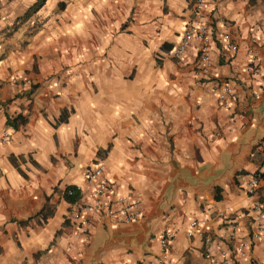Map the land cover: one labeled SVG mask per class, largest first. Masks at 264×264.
<instances>
[{"label": "crops", "instance_id": "obj_1", "mask_svg": "<svg viewBox=\"0 0 264 264\" xmlns=\"http://www.w3.org/2000/svg\"><path fill=\"white\" fill-rule=\"evenodd\" d=\"M35 1L0 0V139L9 135L0 143V264H216L218 240L237 264H258L264 235L243 257L233 247L264 227V0H203L212 36L237 43L230 58L218 43L209 54L211 80L230 84L233 110L245 111L234 122L192 76L196 43L170 55L192 0H46L33 35L24 36L29 20L5 36ZM18 114L25 125H5ZM97 160L117 192L140 200L141 216H89L95 228L83 240L62 192L86 191L82 170ZM255 173L263 177L249 195ZM200 219L214 239L207 251L185 234ZM162 231L172 239L161 262Z\"/></svg>", "mask_w": 264, "mask_h": 264}, {"label": "built area", "instance_id": "obj_2", "mask_svg": "<svg viewBox=\"0 0 264 264\" xmlns=\"http://www.w3.org/2000/svg\"><path fill=\"white\" fill-rule=\"evenodd\" d=\"M203 9V0L191 1L189 19L183 27L177 44L170 50V55L174 59L181 58L191 48L193 42H195V57L191 69L193 78L199 83H205L210 86L209 92L219 107L229 111L230 122H234L239 118L244 119L245 111L241 110L237 112L233 110L236 93L231 85L225 81L211 80L209 69V54L213 44L218 43L227 59L237 51V43L227 33L213 37L210 22L204 17ZM247 53L249 54L247 71L255 74L258 72L255 59L251 50H248ZM19 83L20 88L23 90H27L31 85L28 79H24ZM1 112L2 107H0V114ZM7 142H9V135L4 134L0 139V143L4 144ZM262 166L264 167V157ZM81 175L85 184L88 185V189L82 191L80 187L75 186V190L78 192V198L73 203H70L71 212L69 215V221L75 226V234L79 239H88L91 231L95 228L89 221V216L101 218L112 224L130 223L141 216L140 200L128 194H120L117 192L115 183L106 178L105 165L101 160H97L84 167ZM257 180V177H253L247 183V193L249 195L255 192ZM64 191L62 192V196ZM66 192L67 196L72 195L70 190ZM205 225L206 220L204 219L191 220L186 225L185 234L188 238L196 237L202 240L206 247L205 251H207V246L214 239L211 235L205 233ZM224 226L228 232L232 233L236 230V222L234 219L226 220ZM262 235H264V227H260L257 232L237 242L233 247L235 254L243 257L245 251L251 246L252 241L259 239ZM171 239L172 234L169 231H162L157 237L161 262L166 259ZM217 246L216 264H237L228 255L226 249L222 246L221 240H218ZM258 264H264V258Z\"/></svg>", "mask_w": 264, "mask_h": 264}, {"label": "trees", "instance_id": "obj_3", "mask_svg": "<svg viewBox=\"0 0 264 264\" xmlns=\"http://www.w3.org/2000/svg\"><path fill=\"white\" fill-rule=\"evenodd\" d=\"M46 0H36L21 16H19L13 23V25L8 29L5 36L10 35L12 32L16 31V29L19 27V25L24 24L26 22H30V25L27 27L24 36L29 37L33 35L42 25V21L36 18H33L35 14L41 9V7L44 5ZM58 8H62V5L59 4ZM25 44V41L21 43V46ZM171 48H168L166 51L168 52ZM68 116V111L63 109L60 111L58 118L55 121V125L59 123H64L66 121V118ZM26 118L20 114L13 116V117H7L5 120V125L12 128L13 130L17 129L20 126L25 125ZM12 162V159H10ZM254 177H263V175H258L257 173L254 174ZM70 190L72 192L71 196L66 195V191ZM62 198L67 203H73L78 198V192L75 190V186H67L65 188L64 194ZM48 212L45 207H43L39 214H42V219H44V216L48 215Z\"/></svg>", "mask_w": 264, "mask_h": 264}, {"label": "rangeland", "instance_id": "obj_4", "mask_svg": "<svg viewBox=\"0 0 264 264\" xmlns=\"http://www.w3.org/2000/svg\"><path fill=\"white\" fill-rule=\"evenodd\" d=\"M171 60H173V59H171Z\"/></svg>", "mask_w": 264, "mask_h": 264}]
</instances>
